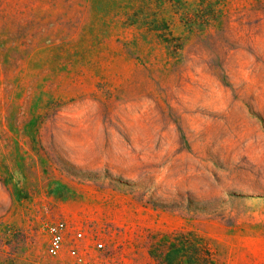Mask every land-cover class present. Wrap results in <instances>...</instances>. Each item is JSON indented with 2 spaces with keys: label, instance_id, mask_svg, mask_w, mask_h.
<instances>
[{
  "label": "rangeland",
  "instance_id": "rangeland-1",
  "mask_svg": "<svg viewBox=\"0 0 264 264\" xmlns=\"http://www.w3.org/2000/svg\"><path fill=\"white\" fill-rule=\"evenodd\" d=\"M59 219L85 264H264V0H0V264H78Z\"/></svg>",
  "mask_w": 264,
  "mask_h": 264
},
{
  "label": "built area",
  "instance_id": "built-area-1",
  "mask_svg": "<svg viewBox=\"0 0 264 264\" xmlns=\"http://www.w3.org/2000/svg\"><path fill=\"white\" fill-rule=\"evenodd\" d=\"M47 232V245L46 251L51 256H57L60 254L62 249L64 248L65 243L69 242L68 253L70 256L75 258L78 264H85V254L84 251H81L80 247L77 244V241L81 239L82 233L81 231H76L73 233V236L67 240V234L69 233V225L65 220H55L53 222H49L46 225ZM95 247L97 249H101L103 247V243L99 238H95Z\"/></svg>",
  "mask_w": 264,
  "mask_h": 264
},
{
  "label": "trees",
  "instance_id": "trees-1",
  "mask_svg": "<svg viewBox=\"0 0 264 264\" xmlns=\"http://www.w3.org/2000/svg\"><path fill=\"white\" fill-rule=\"evenodd\" d=\"M197 249H200V246H197Z\"/></svg>",
  "mask_w": 264,
  "mask_h": 264
}]
</instances>
